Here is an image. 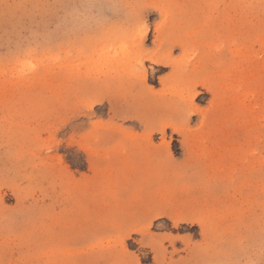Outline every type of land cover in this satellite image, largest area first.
Here are the masks:
<instances>
[{
    "label": "rangeland",
    "instance_id": "rangeland-1",
    "mask_svg": "<svg viewBox=\"0 0 264 264\" xmlns=\"http://www.w3.org/2000/svg\"><path fill=\"white\" fill-rule=\"evenodd\" d=\"M163 23L191 45L172 53L182 76L143 57L155 76L126 97L128 81L91 88V56L155 54ZM195 73L216 92L197 84L191 103ZM110 99L159 103L151 129L180 130L146 136ZM262 239L264 0H0V264H261Z\"/></svg>",
    "mask_w": 264,
    "mask_h": 264
},
{
    "label": "bare ground",
    "instance_id": "bare-ground-1",
    "mask_svg": "<svg viewBox=\"0 0 264 264\" xmlns=\"http://www.w3.org/2000/svg\"><path fill=\"white\" fill-rule=\"evenodd\" d=\"M140 6V5H139ZM153 10H157L159 12H163V7L161 3H158V5H155L153 7ZM142 12V9H138L137 17L132 20L133 23H136L140 21V13ZM163 23L161 26L162 28H159L157 30V36H155V42H158L159 50L155 54H149L143 46L136 47L133 49V56L131 58L130 53H127L125 50H122L121 55L115 58V61L108 62L109 59H99L97 61L94 60V56L90 57V61L87 63V80L89 81V84L91 85V88H97L102 91H107L109 87L113 85H118L121 82L128 81L126 83V90H123L120 94L124 95L126 97L127 94H130L132 92L130 89L139 82L140 85L147 84L150 80V78H153L155 75L154 73H151L149 75L148 71H140L134 64L133 60H135L136 63L143 64V57L146 58V60H149L150 62L160 65V66H167L171 65L173 67L174 74V80L178 79L180 76L184 74V71L177 65L176 59L173 58L172 53L173 50L176 47H179L181 49V57L184 59L186 57L187 51L190 50L191 45H189L188 42H186V39L184 38L185 35L182 33V27L179 23H173L168 24ZM124 58L125 60L121 59ZM182 59V60H183ZM106 61V62H105ZM143 66V65H142ZM126 74L130 75V81L129 79H125L122 76H125ZM196 81V82H195ZM190 82L194 83L190 93L187 94L189 97V100L191 103L197 98L196 96L199 95V92L195 88L197 84H200L199 86L207 90L211 94H215L216 89H214L212 86L209 85V80L206 77V73H195L192 74ZM223 84H219L217 86L218 92H222ZM148 92L145 88H142L140 92H137L136 97L140 96L141 99L147 98L146 94ZM99 96L94 100L93 103H98L102 100H104V97L102 95L97 94ZM160 97V96H159ZM146 100V99H144ZM110 102V108L114 109L116 113L119 116H122L124 119L129 120H136L139 121L140 124L145 126V134L146 136H152L153 132L159 131L164 136L166 134V127H171L175 129L176 131H179L180 129L175 128L174 123H164L162 129L159 128H153L151 127H157L155 125H161L158 122H155V115L156 111L159 108V103L152 104L147 102H141L137 105V110L129 113L128 110L124 111L120 109V103L115 102L113 103L112 100H109ZM188 109L187 106L181 105L179 109ZM157 114H160V112H157ZM183 136L186 134L185 132H179ZM151 139V137H150ZM90 162L93 161L92 157L88 158ZM161 212L154 213L153 217H156Z\"/></svg>",
    "mask_w": 264,
    "mask_h": 264
},
{
    "label": "snow or ice",
    "instance_id": "snow-or-ice-1",
    "mask_svg": "<svg viewBox=\"0 0 264 264\" xmlns=\"http://www.w3.org/2000/svg\"><path fill=\"white\" fill-rule=\"evenodd\" d=\"M48 7V6H45ZM61 7H67V6H61ZM89 6L81 5L80 8L72 7L71 11L67 12L66 15L62 18V24L66 27H68L69 31H75L78 24L80 23V17L83 15V12L81 9H86ZM61 24L57 25V28H60ZM145 29L141 28V33H143ZM33 51L32 45L29 44L27 46H22L20 42H17L16 45V51L12 53L16 58H20L21 56L27 55ZM33 70H35L36 65L30 64L29 65ZM75 135V134H73ZM260 254L261 256H264V239H262L261 247H260ZM134 255V254H133ZM126 264H136L135 260L128 261ZM219 264H240V261H221ZM246 264H255V261H247ZM261 264H264V261H261Z\"/></svg>",
    "mask_w": 264,
    "mask_h": 264
}]
</instances>
